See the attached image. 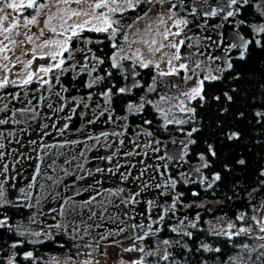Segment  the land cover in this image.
Listing matches in <instances>:
<instances>
[{
    "label": "snow or ice",
    "instance_id": "obj_1",
    "mask_svg": "<svg viewBox=\"0 0 264 264\" xmlns=\"http://www.w3.org/2000/svg\"><path fill=\"white\" fill-rule=\"evenodd\" d=\"M145 2L168 3L171 6L166 14L157 17L156 28L149 23L143 30L130 32L133 24L142 18L137 17L136 21L125 25V13L134 11ZM249 3L250 0H0V229L21 237L9 246L13 250L10 255L0 250V264H18V259L34 261L32 251L18 257L17 250H22L24 238L28 236L42 238L49 235L43 228L40 232H29L23 224H9V217L5 214L7 209L35 207L37 213L30 218V222L42 223L50 229L52 225L37 221L36 215H44L43 203L61 199L63 202L59 209L53 211L70 219L56 223L54 227L57 230H64L66 226L72 228L73 239L81 232V225L75 223V218L86 210L88 220L99 221L95 224L97 228L105 221L117 225V230L109 231L107 236L98 234L100 240L118 236L131 228L134 233L128 237L131 247H125L124 250L140 255L128 264H148L149 258L154 264H183L178 258L184 257L185 252L194 251L188 246V241L193 239V232L186 229H195V221L189 223L184 218H177L176 225L168 229L175 237L159 239L151 247L142 246V242L159 236L166 216L170 214L176 217L182 195L174 191L178 183L187 185L198 182L211 188L220 179L219 174H216L209 182L202 175L204 169L211 167L204 153L196 157L194 166L184 167L192 157L190 146L196 143L192 139L193 134L199 131L196 127L186 130L185 126L195 121L197 109L194 102H199L200 106L205 102V81L218 80L224 71L232 68L233 57L229 53L235 50L238 52L235 58L244 59L253 42L257 47L264 48V42L259 38L264 36V24L251 26V39L240 35L238 26L232 29L230 36L219 33L218 41L207 37L217 47L227 41V45L222 48L226 58L208 56L209 60L224 62L225 66L217 65L214 74L206 71L202 62L193 66L192 55H204L199 48L195 53L182 54V48L191 49L193 44L189 43L192 37L185 31L189 20L181 18L177 6L189 15L196 14L197 18L202 16L205 22L208 18L219 16L222 21L235 25V18L240 15L241 8ZM189 4L195 6L189 8ZM256 10L264 16V8L257 7ZM239 24L244 25V21H239ZM159 25H164L162 31ZM133 45L139 46L133 48ZM137 68L151 72V82L146 87L138 79L140 73ZM117 73L125 81L124 86L117 88L112 83L100 91L103 105L98 104L96 109H91L92 118L86 121V124L94 125L106 116L103 122L112 123V131L88 134L82 140L65 137L62 142L45 141V137H52L49 129L55 130L57 135L67 132L77 109L81 106L90 108L88 102L93 99V90L115 79ZM193 78L196 79L193 87L181 88L182 84ZM68 83L72 84L73 89L77 86L86 89V96H71L69 99ZM136 89H142L144 95L138 102L127 103L126 116L115 117L113 97L131 96ZM152 95H156V99L149 98ZM227 99L231 101L232 97L227 96ZM146 106H150L161 118L160 129L167 131L170 126L175 127L185 139L164 142L155 138L152 131L139 126L134 130L133 137L125 139L127 123L122 124L121 131L115 130V122H126L129 116L142 114ZM60 113H65V122L58 127ZM80 115L83 119L88 113ZM255 117L257 123L264 124V111L256 112ZM152 123L151 120L142 121L149 128ZM83 130L82 124L78 131ZM32 131H38L39 134V141L28 139L26 142L36 153L34 173L30 182L18 189L21 195L13 200L8 190L17 187L16 181L20 175L18 165L23 159L33 160V156H25L20 151L25 144L23 137ZM227 138L239 139V133L232 132ZM13 144L16 147H12ZM100 150H104L105 154L91 159L104 162L106 166L88 168L91 159L87 154ZM208 154L213 157L216 155L212 145L208 146ZM135 157L140 159L133 162ZM9 158L11 162H8ZM61 159L62 163L59 162ZM121 159L124 163H121ZM137 164L140 168L138 174H134L133 169L137 168ZM170 167L182 170L175 176ZM49 170L52 171L51 175L48 174ZM98 174L100 177L118 176L119 184L124 186L103 187V179L96 178ZM69 176L75 177L73 183L64 185V178ZM88 177H92L93 182L87 187H80L71 196H62V187L65 192L69 188L76 189V182ZM129 182L135 183L136 187L128 188ZM34 188L38 189L36 195L33 194ZM84 192L89 193L88 198L75 199ZM149 194L153 198L149 199ZM193 195L198 193L194 192ZM163 197L169 198L171 203L159 199ZM251 206L257 215L241 213L226 226L211 227L213 235L232 241L233 254L226 259L221 258V264H264V216L259 215L264 205L252 202ZM157 209L161 211L154 218L153 212ZM121 214L127 219H121ZM137 216L147 223H132L129 226L127 220H135ZM92 227L89 224L83 231L87 233ZM36 242L39 240L28 241L30 244ZM88 247L91 248V245ZM195 252L219 254L221 249L201 242ZM86 255L90 258L79 261V264H94L92 251ZM65 264H77L75 256L70 255ZM119 264L125 262L121 260Z\"/></svg>",
    "mask_w": 264,
    "mask_h": 264
},
{
    "label": "trees",
    "instance_id": "obj_2",
    "mask_svg": "<svg viewBox=\"0 0 264 264\" xmlns=\"http://www.w3.org/2000/svg\"><path fill=\"white\" fill-rule=\"evenodd\" d=\"M243 19L246 20V24L241 27V31L249 39L253 35L251 26L264 24V16L257 12L254 5H249L244 10ZM259 38L264 42V36ZM116 77L115 82L120 85L122 79L119 73ZM204 94L205 102L202 106L199 102H194L197 109L195 121L185 126L186 130L191 127L199 129L192 137L196 143L190 146L192 157L189 161H197L196 157L204 153L211 165L203 170L205 177L212 179L214 175L219 174L220 179L207 190H203L198 182L187 185L183 182L178 183L176 189L182 194L178 206L183 207L191 202L202 204L211 202L214 203L216 212L226 213L229 207L239 203L241 206L239 212H246L249 216L257 215L249 207H243V204L245 195L253 189L260 188L264 183V175H261L264 173V124L257 123L255 117L256 112L264 111V48L257 47L254 42L249 45L246 57L233 60L232 68L221 74L220 79L205 81ZM227 96L232 97L231 101ZM132 100H134L132 96L117 95L116 101L120 106V112H125V105ZM134 116L151 120L153 123L150 130L162 140L172 135H181L175 127L170 126L167 131L160 129L161 118L150 106H146L142 114ZM232 132L239 133V139L229 140L227 135ZM209 145L215 150L214 157L208 154ZM241 160L244 161L243 164L240 163ZM170 171L177 176V169L170 167ZM194 192L198 195H193ZM262 200L264 205V195ZM262 211L263 209L259 215H262ZM30 212L31 209L10 207L5 214L9 217V224L15 225L20 221H28ZM211 212L200 214L199 219L195 221L197 224L195 229L187 227V231L193 232V239L188 241V246L194 251L185 252L184 257L178 258L183 264H221V258L226 259L228 255L233 254L232 241L211 233L209 227ZM235 217L229 221H235ZM172 225L176 223L166 218L163 231L158 237L143 241L144 246L151 247L156 238L175 237L174 233L168 231ZM30 237L33 236L24 238L23 248L17 250V254L18 257H22L24 252L32 251L35 260L18 259V264H49V254L70 251L72 246L60 232H54V240L41 247L28 246L26 239ZM19 239L21 237L14 232L0 229V250L10 255L13 250L9 246ZM201 242L208 243L213 248H220L221 252L219 254L195 252Z\"/></svg>",
    "mask_w": 264,
    "mask_h": 264
},
{
    "label": "water",
    "instance_id": "obj_3",
    "mask_svg": "<svg viewBox=\"0 0 264 264\" xmlns=\"http://www.w3.org/2000/svg\"><path fill=\"white\" fill-rule=\"evenodd\" d=\"M194 4H189V8L194 7ZM215 6V5H213ZM177 12L180 13L182 12L180 10L179 5L177 6ZM186 15H189L187 12H182ZM199 23L198 25L194 26V27H190L185 29L186 32H188V35H199V36H203V37H212V41H218L220 39L219 37V33H226L227 35H231L232 34V29L234 27L239 26V23H236L235 25L230 24L229 22H225L222 21L221 19L218 21V23L210 26V27H203L201 26V22H204V18L201 16L199 18H197ZM236 20V18H235ZM221 25H224L223 27H221ZM240 35H242L245 39H249L248 37L244 36L242 34V32L239 30ZM212 41H204L203 45L201 46H197V45H193V48H191L190 50L195 53L197 51V48H199V51L203 52L204 55L200 56L201 60L206 61L209 60L208 56L209 54L213 55V56H221V57H225V53L223 52L222 48L225 47L227 45V41H225V43L219 47L215 46L212 44ZM190 43V42H189ZM207 44L208 47H204V45ZM228 55L232 56L233 59H238L235 58L238 56V52L233 50V52L229 53ZM226 58V57H225ZM212 61V60H209ZM215 66L217 67V65H221V66H225L223 60L220 61H212ZM127 63V62H126ZM232 63V60H231ZM137 70V69H136ZM138 71V70H137ZM229 71V70H227ZM139 72V71H138ZM226 72V71H224ZM223 72V73H224ZM139 79V78H138ZM125 84V81L123 82V86ZM76 96V95H75ZM71 99V98H69ZM45 111H47L45 109ZM66 112H68V110L66 109ZM83 112H87L88 115H86L83 119H80V123L78 125V127L75 130H68L67 132H65L63 135H57L55 130L49 129V131H52V137H45V141L48 143H55V142H62L65 137H67V139L69 140H82L85 138L86 135L88 134H98L100 131H112L113 130V124L112 123H104L103 121L106 119L105 117H102L101 120H98L96 124L94 125H88L86 124V121L88 119L92 118V112L90 111V109H84ZM80 112V113H83ZM61 119L58 122V127L62 126L63 123L65 122V120L63 119V117L65 116V113H60L59 114ZM49 124L52 123V121H47ZM82 124L84 125V130L83 132L78 131V129L81 128ZM122 125H117L115 124V130L116 131H121L122 130ZM139 127H143L146 128L148 131H150V129L146 126L143 125H136L133 127V134H128L126 133L125 139L131 138L135 135V131L137 128ZM35 127V126H34ZM155 138H158L156 135H154ZM28 139H37L39 141V134L38 131H32L31 133L25 135L23 137V140L25 141V144L22 148H20V151L24 153L25 156L31 155L33 156V160H27V159H23L22 163L20 165H18V167L20 168V175L17 177V181H16V189H9L8 193H9V197L10 199L15 200L16 197L20 196L21 194L19 193L18 189L20 187H24L27 183L30 182V178L34 173V165L36 163L35 160V156L36 153L33 152L31 150L30 145H28L26 142ZM112 139V138H110ZM171 139H185V136L183 135H172L168 138H166L164 140V142H167ZM161 140V139H160ZM89 143H91V141H89ZM12 147H16L15 144L12 145ZM80 147H83V145H81ZM129 148L131 147V145L128 146ZM105 152L104 150H100L99 152H92V153H88V157L91 159L92 157H96V156H100V155H104ZM19 159V157H18ZM140 157H135L133 158V162H135L136 160H139ZM11 162V158H9V161ZM60 163H62V159L59 161ZM153 163H156V161H152ZM121 163H124V160L121 159ZM197 163V161H188L187 165H184L185 168L189 167L190 165L194 166ZM106 166L104 162L98 161L96 159H91V162L89 164H87L88 168H94L96 166ZM140 168V165L137 164V168L133 169V173L134 174H138V169ZM177 169V176L179 175V172L182 169L176 168ZM123 170V169H122ZM49 175L52 174V171L49 170L48 172ZM203 176H205L204 172L202 173ZM97 179H103L104 183H103V187L106 188H115V187H122L124 185L119 184V180H118V176H105V177H100L99 174L96 177ZM147 177H145L146 179ZM75 177L74 176H69V177H65L64 178V185H71L74 181ZM208 181L211 182V179L208 178ZM93 182V178L92 177H88L86 180H82V181H77L76 182V189L73 188H69L66 192L64 191L63 187L60 189L62 196H71L74 194V191L79 189L80 187H87L90 183ZM201 188L203 190H207L209 188H206L203 184H200ZM128 188H134L136 187V184L133 182H129L127 184ZM175 193L176 194H180V192L175 188ZM38 192V189H33V194L36 195ZM94 194V193H93ZM251 194V201L249 200V196ZM264 195V183H262L261 187L258 189H253L251 191H249L246 195H245V203L243 204V207H249L250 209L253 210V207L251 206L252 202H255L258 205H263V200H262V196ZM89 193L88 192H84L81 196L75 197V199L77 200H83L88 198ZM257 197H259L257 199ZM149 199L153 198L151 194H149L148 196ZM162 200H165L168 202V204L171 203V201L169 200V198L167 197H163V198H159ZM62 199L58 200V201H49L47 203H43L42 205V211L44 213V215H36V220L37 221H42L44 222V224L46 225H52V227L49 229L47 227H44L42 225V223H32L30 222V218L37 213V209L35 207H22L24 209H31V212L28 214V222L32 223V224H37L38 226H41L40 231H42V228L44 231H48L49 235L47 237H42V238H37L35 236L30 237L28 239H26V244L28 246H33V247H41L44 244H47L49 242H52L54 240V232H60L65 236V240L67 242H76V241H84V242H94L97 243L99 245H114L119 247L120 249H122L123 251L125 247H131V244L129 242L128 237L130 235H133L134 233H132L131 228L129 227L128 230L125 233H122L118 236H110L108 237V239L105 240H100L99 235L98 234H103L105 236L108 235L109 231H116L117 230V225L110 223V222H103L101 223L100 227H95V224L98 223L99 221H92V220H88V213L85 210L83 213H81L80 216H77L75 218V223L78 225H81V232L80 235L76 238H72L71 234H73V229L70 227L66 226V229L64 230H57L54 225L56 223H60V222H65L66 220L70 219V218H66L64 216H61L58 214L57 211H53V209H59V205L62 203ZM166 206V205H165ZM220 207V206H219ZM240 204L237 203L232 207H229L226 210L225 213V217L227 219H230L234 216H236V214L239 212L240 210ZM139 208V206H137V209ZM160 209H157L153 212V217L155 218V216L157 215L158 212H160ZM206 212V206L203 205L200 202H191L190 204H187L183 207H179L177 205V209H176V217H172L170 214L168 216H166L165 218H168L171 221H176L177 223V218H184L186 219V221H197V213L200 214L201 213H205ZM53 217H55V219H53ZM121 219H127L126 217L123 216V214H121ZM81 221H83V223H81ZM147 223V221H143V218L140 216H137L135 220H127V224L130 226L132 223ZM93 225L92 228H90L88 230L87 233H85L83 231L84 227L87 225ZM120 226H124V225H120ZM146 230V229H145ZM139 231V230H137ZM37 241L39 240V242L36 243H28V241ZM113 241H119L120 243H114ZM142 246H144V243L142 242Z\"/></svg>",
    "mask_w": 264,
    "mask_h": 264
},
{
    "label": "flooded vegetation",
    "instance_id": "obj_4",
    "mask_svg": "<svg viewBox=\"0 0 264 264\" xmlns=\"http://www.w3.org/2000/svg\"><path fill=\"white\" fill-rule=\"evenodd\" d=\"M173 2H175V0H173ZM255 2H256V0H250V3L248 5H245L243 8H241L240 15H238L236 17V20H235L236 23H239V21H241V20L244 21V25H239L238 26L240 31H241V27L245 26V24H246V20L243 19L244 10L249 5H254L255 6ZM153 3L154 2H145V3H142L141 5H139L134 11H128V12H126L125 13V19H124L123 23L125 25L133 23V21H136L137 20V17H142L147 12V10L150 8V6ZM161 6L164 9V11L167 12L168 11V8L171 5L168 4V3H165V4L161 5ZM180 16L182 18H186V19L189 20V24L187 25V27L185 29L190 28V27H194V26L198 25V23H199L196 14L186 15V14L180 12ZM219 20H220V17L219 16H217V17H211V18H208L206 22L205 21L204 22H201V26H203V27H210V26L218 23ZM191 37H192V39L189 42L191 44L197 45V46H201V45H203V42L204 41H208L207 40V37H203V36H199V35H191ZM181 52H182V54H191V53H193L190 49H188L186 47L185 48H182L181 49ZM233 60H235V59H232V61ZM197 62H202V66L207 67L210 71H212L215 74V71L214 70L216 69V66H215V64L212 61H209V60L203 61V60H201V58H200L199 55H192V63H193V66ZM137 70L140 73V76L138 77L140 83L144 84L145 87H146L147 86V83H150L151 82V72H150V70H148V69H140V68H137ZM224 73H222V74H224ZM116 79H117V77L115 79L110 80L107 84L101 86L100 88H96V89L93 90V92L95 93L93 95V99H92V101L88 102L90 104V108H89L90 111H91V109H96L98 104L99 105H103V100L99 96L100 91H102L106 87L111 86L112 83H115L117 88L123 86L124 80L121 78L122 79V82L119 85V83L115 82ZM194 79L195 78H193L192 80L188 81L186 84H182L181 87L182 88L187 87V85L190 82H192ZM66 86L69 87V89H70V95L68 96V98H71V96H75V95L77 97H79L81 95H85L86 96V94H87V90L86 89H83V88H81L79 86H77L76 89H73L72 88V84L71 83H68V85L66 84ZM143 95H144V91L142 89H136V90H134L133 94L131 95L132 97H134V100H132V102L133 101L134 102H138L139 99H140V97L143 96ZM116 96L113 97V103H112V108L114 109L113 115L115 117H124V116L127 115V113H126V111L125 112H120V106H119V104L116 101ZM131 96H128V97H131ZM155 97H156V95H152L149 98L154 99ZM126 105L124 107L125 109H126ZM83 111H84L83 106H81L80 108L77 109L76 114L73 116L72 120L70 121V126H69V129L68 130H75L78 127V125L80 123V119H81L80 112H83ZM144 120H145L144 117H138V116H134L133 115V116H129L126 122L125 121H117V122H115V124L122 125L124 123H127L128 128H127V132L126 133L133 134V127L136 126V125H143L142 124V121H144ZM143 126L148 127L147 125H143ZM161 141H164V140L161 139ZM165 220H166V218H165ZM174 222L176 223V221H174Z\"/></svg>",
    "mask_w": 264,
    "mask_h": 264
},
{
    "label": "rangeland",
    "instance_id": "obj_5",
    "mask_svg": "<svg viewBox=\"0 0 264 264\" xmlns=\"http://www.w3.org/2000/svg\"><path fill=\"white\" fill-rule=\"evenodd\" d=\"M255 7L256 9L257 7L264 8V0H256ZM146 13L147 15L144 14L141 17L142 19H140L137 23L133 24V28L130 30V32L136 31L137 29L143 30L145 25L149 23L152 24L153 28H156L158 24L157 17L164 15L167 12L164 11L161 4L154 2L150 6V8L147 10ZM159 27H160V30L162 31L164 28V25H159ZM138 46L139 45H133V48L138 47ZM202 67L206 69V71H210L207 67L205 66H202ZM195 83H196V79L190 82L185 88L193 87ZM154 99H156V97ZM203 205L206 206L205 213H207L208 211L211 212L214 210V203L204 202ZM218 209H220V207H218ZM263 211H262V216H264ZM241 213H244V212L240 211L236 214V216H239ZM209 218H210L209 219L210 228L212 226H215L216 228L226 226V224L230 222L229 219L225 217V213L223 212L220 213L219 211L216 212L215 210L209 214ZM190 222H193V221H189V223ZM17 224H23L29 232H38L41 228V226H38L37 224L29 223L27 220L20 221ZM172 226H175V225H172ZM158 240L159 238H156L153 241V245ZM69 243H72L70 251L62 252V253L56 252V253L49 254L50 256L49 264H65V261L70 255L75 256L77 264H79V261H83V260L90 258L86 255V253H88L89 251H92L91 258L93 259L94 264H96V262H98V264H119L121 260H123L125 264H128L129 261L138 259L140 255V253L138 252L123 251L122 249L114 245H99L94 242H84V241H76V242H69ZM88 245H91V248H89ZM148 264H154V261L152 260V258L148 259Z\"/></svg>",
    "mask_w": 264,
    "mask_h": 264
}]
</instances>
